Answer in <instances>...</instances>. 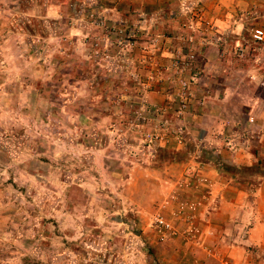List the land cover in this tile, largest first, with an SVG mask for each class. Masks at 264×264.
<instances>
[{"label":"rangeland","instance_id":"1","mask_svg":"<svg viewBox=\"0 0 264 264\" xmlns=\"http://www.w3.org/2000/svg\"><path fill=\"white\" fill-rule=\"evenodd\" d=\"M167 2L0 0L2 263L220 264L206 199L253 197L264 157L252 139L231 163L207 132L228 100L264 103L241 71L264 0Z\"/></svg>","mask_w":264,"mask_h":264},{"label":"crops","instance_id":"2","mask_svg":"<svg viewBox=\"0 0 264 264\" xmlns=\"http://www.w3.org/2000/svg\"><path fill=\"white\" fill-rule=\"evenodd\" d=\"M167 1V4L175 3V0ZM126 9L130 11V7L127 6ZM261 26H264V22ZM214 59L229 58L219 56ZM241 71L246 75V84L254 86L253 88L263 86V55L258 54L255 64H247ZM225 91L227 97L230 91L227 88ZM233 95L234 92H231L229 99ZM255 96H248L242 104L236 103V106L233 100H228L231 105L224 104V107H230L227 108L230 110L229 121L214 120L212 130L207 132L210 133L207 138L224 143V149L221 146L220 149L224 150L231 163L243 165L251 163L252 155L246 143L252 139L257 142L255 146L258 149L257 154L264 157V103L257 94ZM232 182L227 180L217 183L215 180L214 191L217 193V201L214 196L207 197L210 223L208 222L206 227H212L213 242L217 247L215 250L220 254L219 258H224L226 264H264V176L257 182L251 198H246L247 193L242 185ZM202 235L203 233L200 239ZM207 246L211 247V244ZM206 261L207 264H217L211 257H207Z\"/></svg>","mask_w":264,"mask_h":264},{"label":"built area","instance_id":"3","mask_svg":"<svg viewBox=\"0 0 264 264\" xmlns=\"http://www.w3.org/2000/svg\"><path fill=\"white\" fill-rule=\"evenodd\" d=\"M250 40L253 43H264V26H254L250 28ZM239 51V55L242 56V47H240L238 44L235 48ZM207 200V199H206ZM152 222L155 227L163 230L164 232L173 233L172 226L170 222L165 218L162 217L160 214L155 213L152 217ZM192 235L195 236L197 243H199V239L201 236V231L197 227H192ZM212 234L211 230L206 231V235ZM210 251V249H208ZM219 262L222 264H226V261L222 257H218Z\"/></svg>","mask_w":264,"mask_h":264},{"label":"trees","instance_id":"4","mask_svg":"<svg viewBox=\"0 0 264 264\" xmlns=\"http://www.w3.org/2000/svg\"><path fill=\"white\" fill-rule=\"evenodd\" d=\"M155 77V76H154ZM154 77L152 76V75H150V78L152 79H154ZM98 83V82H97ZM94 139V141L96 142V144L97 145H102L103 144V138L102 137H94L93 138ZM25 260H23V263H26L27 261H25ZM0 264H4V263H2L1 261H0ZM30 264H51L49 261L47 262H35V263H30Z\"/></svg>","mask_w":264,"mask_h":264}]
</instances>
